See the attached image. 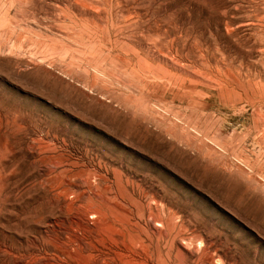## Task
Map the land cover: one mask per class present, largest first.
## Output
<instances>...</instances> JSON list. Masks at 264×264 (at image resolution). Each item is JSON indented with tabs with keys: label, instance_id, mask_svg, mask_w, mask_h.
Wrapping results in <instances>:
<instances>
[{
	"label": "rangeland",
	"instance_id": "obj_1",
	"mask_svg": "<svg viewBox=\"0 0 264 264\" xmlns=\"http://www.w3.org/2000/svg\"><path fill=\"white\" fill-rule=\"evenodd\" d=\"M0 264H264V0H0Z\"/></svg>",
	"mask_w": 264,
	"mask_h": 264
}]
</instances>
